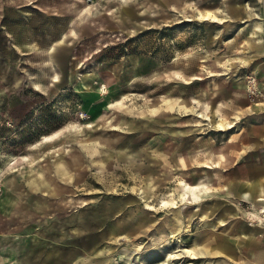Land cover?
<instances>
[{"label":"rangeland","instance_id":"rangeland-1","mask_svg":"<svg viewBox=\"0 0 264 264\" xmlns=\"http://www.w3.org/2000/svg\"><path fill=\"white\" fill-rule=\"evenodd\" d=\"M259 6L0 0V264L233 263L217 247L242 243L209 224L228 158L264 136ZM205 180L215 197L190 200Z\"/></svg>","mask_w":264,"mask_h":264},{"label":"crops","instance_id":"crops-1","mask_svg":"<svg viewBox=\"0 0 264 264\" xmlns=\"http://www.w3.org/2000/svg\"><path fill=\"white\" fill-rule=\"evenodd\" d=\"M258 3L260 4L259 7L264 10V0H258ZM245 9L247 12L254 11L251 6L250 9ZM255 14L258 16L255 18L257 20L254 21V30L252 32H256L255 37H258L257 32L264 31V26L262 25V18L260 14ZM256 22L259 23V29L255 28ZM256 42L258 43V46H262L264 40L257 39ZM222 121L223 119L220 118L218 125L221 126V129H224L226 124ZM227 125L229 128L232 126L231 123ZM250 140L257 142V139L254 137H251ZM263 142L264 136H261L259 141L261 147L260 151L254 150L250 153H244L245 161L243 162H237V159L231 162L230 157L228 158V163H231L228 169L233 168L231 176L232 180L229 181L227 186L223 187L222 191H227V193L226 197H221L220 200H227L226 198H229L228 201L230 203L227 209L224 208V205H222V209H218L223 215H225V212H228V218L220 220L218 223L213 222L212 224H209L214 229L218 226H225L227 236L235 238L237 242L240 241L242 243V246H238L236 249L235 247L233 248L230 246L227 242L217 247L218 251L215 254L227 253L229 255H235V261L233 263L227 262V264H264V212L258 216L257 214H254L252 209V206L255 205L256 212H258L259 206L264 207V151H262L263 148L261 146ZM222 162L223 161L220 160L218 163L223 164ZM208 184H210V182L207 180L201 182L199 185L185 184V188L188 192V198L190 200L200 199L201 201H208L209 199L214 198L216 190ZM192 188H194L195 194L191 193L190 189ZM218 190H220V188H218ZM239 207V214L241 216L240 219H237L238 212L236 208ZM215 210L216 208H214V211ZM202 217L204 218L206 216ZM207 239H209V236H201L202 241L205 242ZM240 242H238L239 245ZM200 252L204 253L203 250ZM198 253L199 252L197 251V255L199 256ZM239 254H242V256H239ZM219 264L224 263L220 262Z\"/></svg>","mask_w":264,"mask_h":264},{"label":"bare ground","instance_id":"bare-ground-1","mask_svg":"<svg viewBox=\"0 0 264 264\" xmlns=\"http://www.w3.org/2000/svg\"><path fill=\"white\" fill-rule=\"evenodd\" d=\"M246 8H248V9H250V6L249 5H247L246 6ZM212 17H216V16H214V14H212L211 12H208L205 16H204V18H212ZM257 20V19H256ZM255 27L257 28V29H259V23L258 22H256V25H255ZM254 33V32H253ZM205 119H209V120H211V117H208V116H206V118ZM223 122V121H222ZM221 122V123H222ZM224 126V125H223ZM216 131V130H215ZM207 183V182H206ZM209 185V184H208ZM191 188V187H190ZM199 188V187H198ZM189 189V188H188ZM191 190V193L192 194H195V190H194V188H192V189H190ZM198 193V192H197ZM252 206V205H251ZM146 207L148 208V209H152V210H154L155 209V207L153 206V205H151V204H149V203H147L146 204ZM252 209H253V212H254V214H257L258 216L259 215H261V213L262 212H264V207H261V206H259V208H258V212H256V209H255V205H253L252 206ZM121 242H128L129 240H128V238L126 237V236H121L120 237V239H119ZM183 240L182 239H180V240H178V250L177 251H180L179 253L181 254V255H183V257H187V256H189V257H192V258H194V259H197L199 256L197 255V252L194 250V249H192V248H190V247H188L187 246V244H185V243H183L182 242ZM94 253V252H93ZM171 255L172 254H167V260L171 257ZM178 255V254H177ZM177 258V257H176ZM168 264V263H167Z\"/></svg>","mask_w":264,"mask_h":264}]
</instances>
